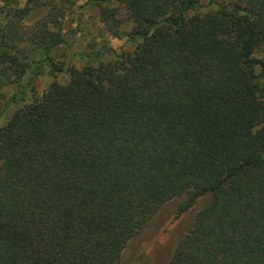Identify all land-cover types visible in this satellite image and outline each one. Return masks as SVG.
I'll use <instances>...</instances> for the list:
<instances>
[{
	"label": "trees",
	"instance_id": "16d2710c",
	"mask_svg": "<svg viewBox=\"0 0 264 264\" xmlns=\"http://www.w3.org/2000/svg\"><path fill=\"white\" fill-rule=\"evenodd\" d=\"M23 2L0 0V264H125L173 214L149 264H264V0Z\"/></svg>",
	"mask_w": 264,
	"mask_h": 264
},
{
	"label": "rangeland",
	"instance_id": "374dc122",
	"mask_svg": "<svg viewBox=\"0 0 264 264\" xmlns=\"http://www.w3.org/2000/svg\"><path fill=\"white\" fill-rule=\"evenodd\" d=\"M19 1L24 3L23 0H19ZM86 1L87 0H79L78 5H83ZM200 1L203 4L207 3V0H200ZM83 11H84V9H83ZM45 14H46L45 9H43V8L37 9L30 14V16L26 22L29 24L33 23L35 20L40 19L43 16H45ZM92 15H93V12H91L89 10H85L84 11V17H83L85 22L91 23L92 19L89 16H92ZM3 21H4V15L0 11V22H3ZM73 27H75V25H73ZM124 30L125 31L130 30V25L124 26ZM94 33H96V32H94ZM79 37H80L79 35H77L75 37H73V36H67L66 37L67 42H68V45L66 46V48L70 46L69 48H67L68 49L67 53H69L70 51H74V49H76V47H78L76 45L80 42ZM108 42H109V45L118 54L121 52L129 50V45L124 38L123 39H115V38L109 37ZM66 48H64V49H66ZM261 54H259V56H261ZM74 64L76 66H79L78 61H74ZM50 82H51V80L48 77L40 78L35 83L37 92L41 93L44 90V88L47 85H49ZM9 93H10V91H8V94ZM205 201L206 200L197 201V204L194 207H192L193 213H195L196 210L198 209V206L204 204ZM171 205L174 207L176 205V202H172ZM172 206L168 207L166 213L172 212ZM159 221H160L159 219L155 221L156 225L158 224ZM177 223H178V219H175L174 214L169 216L167 218V220L159 227V232L157 233V235L151 239L142 241L140 243L139 251H137L136 256H133V258H132V255H130V257L127 258L128 260L126 261L125 264H149L156 247L158 245H161L164 242H166V240L169 237L170 232L173 230V228L176 226Z\"/></svg>",
	"mask_w": 264,
	"mask_h": 264
}]
</instances>
